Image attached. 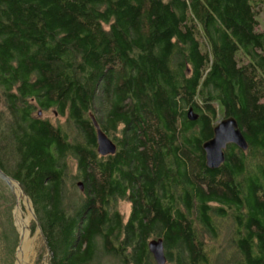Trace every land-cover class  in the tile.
<instances>
[{"label":"trees","instance_id":"16d2710c","mask_svg":"<svg viewBox=\"0 0 264 264\" xmlns=\"http://www.w3.org/2000/svg\"><path fill=\"white\" fill-rule=\"evenodd\" d=\"M0 105L50 264H156L157 238L167 264H264V0H0ZM228 118L249 148L211 171Z\"/></svg>","mask_w":264,"mask_h":264},{"label":"water","instance_id":"95a60500","mask_svg":"<svg viewBox=\"0 0 264 264\" xmlns=\"http://www.w3.org/2000/svg\"><path fill=\"white\" fill-rule=\"evenodd\" d=\"M91 119L93 126L96 130L98 154L101 157L114 156L118 150L117 145L105 134V132L102 131L95 117L92 116ZM188 119L191 122H195L198 119L197 115L193 112V110H189ZM230 145L236 146L242 152H246L249 148L247 141L243 136V133L239 129L237 121L234 118L224 119L219 122L214 129L213 138L203 145V150L206 155V164L209 170H218L226 162V150ZM0 181L3 182L11 191H14L15 186L18 187V189L21 191L25 198V203L27 204V208L33 216L34 222L37 224L38 231L43 237V233L36 217L33 204L30 198L23 191L21 184L13 178L9 177L7 174H5L1 169ZM78 187L81 191L84 190L82 183L78 184ZM148 250L156 264H167L168 259L165 252V243L163 238L151 240L148 243ZM18 254L19 248L16 255L17 263Z\"/></svg>","mask_w":264,"mask_h":264},{"label":"rangeland","instance_id":"374dc122","mask_svg":"<svg viewBox=\"0 0 264 264\" xmlns=\"http://www.w3.org/2000/svg\"><path fill=\"white\" fill-rule=\"evenodd\" d=\"M2 112L3 108L0 105V113ZM43 118L50 120L56 125L64 121L58 116H55L52 112L43 114ZM73 170H75L74 167ZM78 184H80V182L76 183V187ZM77 192L79 194H82L83 191L78 189ZM17 193V191H11L3 182L0 181V264H17L16 255L20 245L19 231L21 228V224H19V222H17L16 226L15 220V216L17 217V215L15 214L17 209V201L19 198L17 196ZM20 200V207L23 212L22 219H24L27 224V230L29 229L30 231V234L28 236V243L25 244L26 246H24L22 249L24 250L26 248V252L24 253L25 256L22 255L21 251V256L24 260V264H50L51 256L46 248L45 241L39 233L37 227L35 232H32V225L36 223L33 220L31 212L26 207L27 204L25 203L23 198H21ZM117 209L124 216L125 221L128 220L132 210L131 204L126 201H119L117 202ZM5 234L10 238V240L14 241V237L17 240L13 255L11 247L10 251L8 247V242L10 240L5 238ZM101 263L116 264L114 260L110 259L109 257H103Z\"/></svg>","mask_w":264,"mask_h":264},{"label":"bare ground","instance_id":"6f19581e","mask_svg":"<svg viewBox=\"0 0 264 264\" xmlns=\"http://www.w3.org/2000/svg\"><path fill=\"white\" fill-rule=\"evenodd\" d=\"M15 191L18 192L17 196L19 197L18 198V205H17V209H16L17 217L15 216L16 226H17V222H19V224H21L20 231L17 227L19 234H20V242H21V245L19 247L18 263L17 264H24V260L22 259V256H21V251H22V255L25 256L24 253L26 252V250H25L26 248L24 250H22V249L24 246H26L25 244L28 243V236L30 234V231H29V229L27 230V224L24 221V219H22L23 212H22V209L20 207V203H21L20 199L23 198V200L25 201V198L17 186L14 187V192ZM26 207H27V205H26ZM21 235H22V238H21Z\"/></svg>","mask_w":264,"mask_h":264}]
</instances>
